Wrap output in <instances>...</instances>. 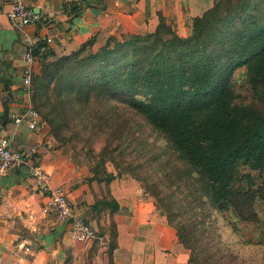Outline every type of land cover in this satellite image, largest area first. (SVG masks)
I'll return each mask as SVG.
<instances>
[{"label": "trees", "instance_id": "1", "mask_svg": "<svg viewBox=\"0 0 264 264\" xmlns=\"http://www.w3.org/2000/svg\"><path fill=\"white\" fill-rule=\"evenodd\" d=\"M43 53L32 83L34 108L62 144L87 129V141L97 131L105 134L99 154L81 148L99 180L144 167L125 162L137 133L129 114L141 116L164 140L146 175H134L190 249L191 264H227L213 225L228 229L233 244L264 246V233L245 240L237 224L262 222L256 203L264 198V0H216L193 19L188 36L161 16L155 31L110 36L97 50L91 39L54 59ZM242 67L255 99L249 103L238 101L235 87ZM109 161L117 174L108 171ZM95 205L118 209L112 197ZM110 233L112 261L114 221Z\"/></svg>", "mask_w": 264, "mask_h": 264}, {"label": "crops", "instance_id": "2", "mask_svg": "<svg viewBox=\"0 0 264 264\" xmlns=\"http://www.w3.org/2000/svg\"><path fill=\"white\" fill-rule=\"evenodd\" d=\"M13 1L0 0V138L8 137L21 151H33L50 178L38 184L27 165L0 170V264H191L190 249L140 180L130 173L108 183L99 180L86 152L57 141L49 123L34 129L16 124L12 114L34 107L23 84L29 48L39 49L34 52L38 74L43 52L54 59L91 39L97 50L110 36L155 31L161 16L179 35L188 36L193 19L216 0H23L40 15L38 22L23 27L8 16ZM75 4L77 13L71 10ZM107 169L117 174L109 163ZM56 187L64 188L74 212L102 239H75L71 222L48 209V193ZM105 197L117 202L114 213L111 206L95 205ZM112 221L117 246L111 261Z\"/></svg>", "mask_w": 264, "mask_h": 264}, {"label": "rangeland", "instance_id": "3", "mask_svg": "<svg viewBox=\"0 0 264 264\" xmlns=\"http://www.w3.org/2000/svg\"><path fill=\"white\" fill-rule=\"evenodd\" d=\"M235 87L237 89V92L239 93L238 101L249 103L255 100L253 96V92L249 88V83L247 81L244 67L239 68L237 70V73L235 75ZM129 116L131 118V123L133 124L134 130H137V133L133 134L134 142L131 147L132 153L126 156L125 162L128 161L130 162V160H132V162H134L136 165L144 166V167L134 166L136 168L134 174L146 175V170L147 168L149 169L150 167L151 156L162 150L164 146V140L158 135V133L152 132V128L150 127V125L141 116H138L136 114L135 115L129 114ZM140 126H142V128L140 130L137 129L140 128ZM89 135L90 132L87 129L84 131V133H82L79 140L75 139L74 141L70 142L69 146H72V148L80 149V150H83L81 149L82 147L86 150L92 146L96 154H99L106 143L105 134L102 131H97V133L90 138L91 140L87 141V139L89 140L88 137ZM142 136H145L147 140H145L144 142L141 140L142 143H139ZM155 140H158V145L157 147L153 148L152 143H154ZM150 149H152V152H150ZM153 162L154 161H152V164ZM108 163L110 166H112L117 170L113 162L109 161ZM149 172H150V174L148 175L149 179L152 180L154 178V176L152 175L154 171L152 170ZM134 174L131 175L135 177ZM140 182L143 184V181L140 180ZM256 207L260 219L262 221L261 223L259 222L249 223L246 221L237 222L245 240H252V241L258 240L260 236L263 235L264 233V198H260L257 201ZM214 226L215 225L212 226L213 227L212 232L215 235V240L220 243H221L220 241L221 239L224 240V244L221 245L220 252L225 256V260L227 264H264V246L263 247L251 246L241 243L237 245L233 244L231 243L233 236L228 229H224L222 226L219 229V226L218 228ZM213 241L214 240H211L209 242L211 243Z\"/></svg>", "mask_w": 264, "mask_h": 264}, {"label": "built area", "instance_id": "4", "mask_svg": "<svg viewBox=\"0 0 264 264\" xmlns=\"http://www.w3.org/2000/svg\"><path fill=\"white\" fill-rule=\"evenodd\" d=\"M7 13L17 27H23L40 20V15L34 7L23 0H14ZM35 62L34 51L29 48L25 54V68L23 70L24 89L28 93L32 92L33 77L36 74ZM12 118L16 124L24 123L34 129L42 128L46 124L39 111L34 107H29L23 113L12 114ZM34 154L33 151L24 152L16 149L6 136L0 138V170L8 171L27 165L35 181L42 184L49 180L50 174L37 164V161L32 157ZM47 197L48 209L56 212L61 221L71 222L72 235L75 239L83 241L96 238L102 239L84 217L74 212V202L69 198L63 187L52 188Z\"/></svg>", "mask_w": 264, "mask_h": 264}]
</instances>
